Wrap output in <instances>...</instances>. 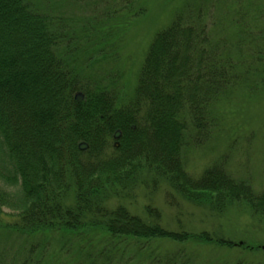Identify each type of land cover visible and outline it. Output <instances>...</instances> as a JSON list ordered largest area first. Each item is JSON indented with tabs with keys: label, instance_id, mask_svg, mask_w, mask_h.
Listing matches in <instances>:
<instances>
[{
	"label": "trees",
	"instance_id": "16d2710c",
	"mask_svg": "<svg viewBox=\"0 0 264 264\" xmlns=\"http://www.w3.org/2000/svg\"><path fill=\"white\" fill-rule=\"evenodd\" d=\"M44 9L41 0H0V214L14 213L11 231L59 236L60 245L80 250L79 264H193L182 249L163 257L160 244H232L207 232H172L156 209L146 208L144 220L109 202L166 183L215 213L243 201L264 216V194L229 178L223 167L198 179L186 172L184 149L210 127L202 104L227 86L199 20L176 17L158 32L134 102L116 109L115 84L92 86L70 68L68 54L60 55L74 23ZM117 131L119 146L108 153Z\"/></svg>",
	"mask_w": 264,
	"mask_h": 264
},
{
	"label": "rangeland",
	"instance_id": "374dc122",
	"mask_svg": "<svg viewBox=\"0 0 264 264\" xmlns=\"http://www.w3.org/2000/svg\"><path fill=\"white\" fill-rule=\"evenodd\" d=\"M41 4L50 14L74 23L72 41H65L67 50L60 49V55L68 54L70 68L92 86L115 84L116 109L134 102L146 54L158 32L176 17L199 20L210 47L216 49L221 81L227 86L211 95L209 106L202 104L210 127L203 138L194 133L198 138L184 149L186 172L198 179L219 165L255 195L264 194V0H41ZM115 135L109 139L108 153L118 145ZM130 194L108 205L124 206L144 220L150 207L158 210L161 225L172 232H207L214 240L232 244L193 243L184 249L166 241L160 244L163 257L182 249L186 257L193 256V264H264V216L243 201L215 213L185 201L166 183L139 186ZM3 212L0 264L81 262L80 250L60 245L59 236L15 234L14 213ZM127 264L145 262L133 259Z\"/></svg>",
	"mask_w": 264,
	"mask_h": 264
},
{
	"label": "water",
	"instance_id": "95a60500",
	"mask_svg": "<svg viewBox=\"0 0 264 264\" xmlns=\"http://www.w3.org/2000/svg\"><path fill=\"white\" fill-rule=\"evenodd\" d=\"M75 99L77 100L78 103H80V102L83 101L82 99H84V96H83V94L78 93V94L76 95ZM120 136H121V133H120V132H117L116 135H115V139L118 140V139L120 138ZM79 149L83 152V151H86V150L88 149V146H87L86 144H83V143H82V144L79 146Z\"/></svg>",
	"mask_w": 264,
	"mask_h": 264
}]
</instances>
